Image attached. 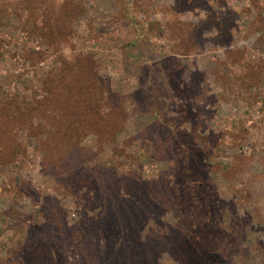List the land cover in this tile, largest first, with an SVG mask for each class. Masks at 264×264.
<instances>
[{"label":"rangeland","instance_id":"rangeland-1","mask_svg":"<svg viewBox=\"0 0 264 264\" xmlns=\"http://www.w3.org/2000/svg\"><path fill=\"white\" fill-rule=\"evenodd\" d=\"M0 264H264V0H0Z\"/></svg>","mask_w":264,"mask_h":264},{"label":"trees","instance_id":"trees-1","mask_svg":"<svg viewBox=\"0 0 264 264\" xmlns=\"http://www.w3.org/2000/svg\"><path fill=\"white\" fill-rule=\"evenodd\" d=\"M74 15V13L73 12H71L69 15ZM115 108H116V113H118V105H116L115 106ZM107 127H109V126H107ZM160 176H162V177H168L169 178V181L167 182V184H168V186H173V187H175V185L176 184H174V182H178V180H177V178H175L176 176H174V175H172V174H168V173H164V172H160ZM179 186H180V184H179ZM166 202H168L169 203V205L170 206H172V208L174 209V210H178L179 209V207H180V205H179V201H178V197H172V199L170 198V199H167V201ZM100 210H102V209H100ZM132 210L133 211H135L136 213H131L130 214V218H136L137 217V215L136 214H138V217L139 218H141V221H142V219H143V217H144V215L141 213V212H139L137 209L136 210H134L133 208H132ZM105 211H108V215H107V218H109L110 219V217L113 215V211L112 210H105ZM188 237H190V234L188 233V235H187ZM85 240V239H84ZM79 243H83V241H80ZM78 247H81V245H77ZM82 246H83V244H82ZM115 249H120V248H118V246L117 247H114ZM60 250L61 249H59L58 250V252H60ZM95 250L97 251V249L95 248ZM104 250V249H103Z\"/></svg>","mask_w":264,"mask_h":264}]
</instances>
